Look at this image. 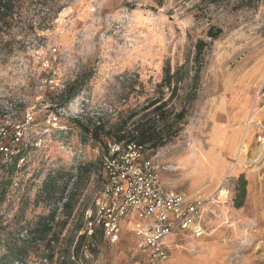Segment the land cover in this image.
<instances>
[{"label":"rangeland","instance_id":"obj_1","mask_svg":"<svg viewBox=\"0 0 264 264\" xmlns=\"http://www.w3.org/2000/svg\"><path fill=\"white\" fill-rule=\"evenodd\" d=\"M20 1V16L0 25V132L5 127L4 143L15 156L22 152L15 170L11 161L0 173V264L17 236L23 239L54 207L40 197L48 173L81 172L85 164L93 166L73 185V214L67 219L63 211L50 249L51 235L27 239L25 264H149L126 217L115 245L98 230L78 256L73 248L105 185L97 147L122 133L117 125L129 111L141 119L153 97L168 100L172 117L184 109L178 136L146 151L157 155L163 183L215 196L229 179L228 197H219L207 220L210 236L179 234L171 263L264 264V156L253 162L264 145V0L254 7L212 0ZM167 64L181 69L174 94L162 86ZM99 124L98 140L82 128ZM240 175L247 196L238 208Z\"/></svg>","mask_w":264,"mask_h":264},{"label":"built area","instance_id":"obj_2","mask_svg":"<svg viewBox=\"0 0 264 264\" xmlns=\"http://www.w3.org/2000/svg\"><path fill=\"white\" fill-rule=\"evenodd\" d=\"M30 116L28 113L27 121ZM4 130L2 127L4 133L0 132L4 134L0 137V173L6 163L13 161L16 152L12 144L4 143ZM21 131L19 126L13 132V143L19 140ZM146 151L145 146L133 140H113L97 147L105 185L95 199L94 213L88 215L80 234L92 237L100 230L107 241L115 245L121 239L122 221L126 217V226L135 246L146 253L148 263L172 264V248L177 245L173 241L179 234L187 233L194 238L210 236L207 220L215 214L214 207L219 204V197H228L229 179H223L215 196L203 193L189 195L168 188L161 179L162 166L157 155H147ZM65 201L66 198L57 204L56 216L51 222L54 229L62 218ZM24 234H21L23 238L29 237L27 230ZM85 256L92 255L85 252Z\"/></svg>","mask_w":264,"mask_h":264},{"label":"trees","instance_id":"obj_3","mask_svg":"<svg viewBox=\"0 0 264 264\" xmlns=\"http://www.w3.org/2000/svg\"><path fill=\"white\" fill-rule=\"evenodd\" d=\"M223 1H234L237 3L238 7H254L259 3L260 0H212L213 3H221ZM19 2L21 1L0 0L1 26L9 25L11 21H14L16 17L20 16L18 14V9L20 8ZM31 2L43 6H48L50 4V0H31ZM33 17H39L42 22L47 20L46 17H42L40 15V12H35ZM216 36L217 35H213V37ZM180 70L181 69L178 68L172 72L171 66L168 64L164 67L162 86L163 88H172V94L176 93L178 90V86L173 85V81L176 76L181 74ZM167 105L168 100L164 101L161 97H153L143 106L142 109L145 113L139 120L134 119L139 114L136 110L129 111L127 118L122 120L119 125H117L119 131L122 133L115 134L114 140H133L145 146L146 149L153 151L160 147L166 146L178 136L181 130L178 124L183 118L182 112L184 110L182 109L180 113L175 114V116L172 117L171 114L167 115ZM82 128L86 132L90 133L94 139L98 140L100 138V132L103 130L104 126L99 124L94 125L92 129H89V127L83 125ZM21 154L22 152L20 151V153H18L13 158L11 165H9V169H16ZM92 166V164L83 165L81 172L78 167L76 173L62 170H57L56 172L51 170L50 173H48L47 177L42 183L40 197L41 199L51 201L54 207H52L51 211L47 215L40 216L34 229L30 230V232L25 229L28 231L29 237H22L23 239H20L19 236H17L18 239L13 241L12 244L8 246L7 252L4 253L1 258V261L4 262V264H11L15 262L25 264L26 257L30 253V240L38 242L51 235L52 239L48 240V245L49 249L53 247L52 241L55 240L53 236L56 234V231L51 225V222L55 219L58 208L57 204L59 201H63L66 198L64 203V211L68 219L73 214L78 202V195L76 193L77 187H74L73 185L76 184L78 177L83 174L90 173ZM238 184L239 189L238 195L235 199V205L236 207L240 208L243 206L247 196V180L244 175L239 176ZM1 194L3 195V191ZM1 200L2 199L0 197V203ZM60 223L58 222L57 225ZM96 234L97 232L92 236V238L95 237ZM29 238L31 239L27 240ZM86 239L87 236L85 234L79 235L78 240L76 241L73 248V255H79L80 250H82V248L85 246L84 241ZM70 263L77 264L74 260H72Z\"/></svg>","mask_w":264,"mask_h":264},{"label":"bare ground","instance_id":"obj_4","mask_svg":"<svg viewBox=\"0 0 264 264\" xmlns=\"http://www.w3.org/2000/svg\"><path fill=\"white\" fill-rule=\"evenodd\" d=\"M263 156H264V145H262L260 154L257 155L256 159H253V162H258Z\"/></svg>","mask_w":264,"mask_h":264}]
</instances>
